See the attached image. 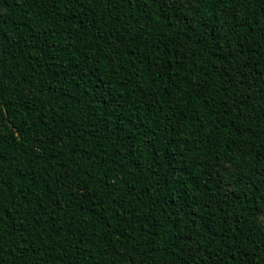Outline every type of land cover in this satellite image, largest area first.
Listing matches in <instances>:
<instances>
[{
  "label": "trees",
  "instance_id": "trees-1",
  "mask_svg": "<svg viewBox=\"0 0 264 264\" xmlns=\"http://www.w3.org/2000/svg\"><path fill=\"white\" fill-rule=\"evenodd\" d=\"M0 264H264V0H0Z\"/></svg>",
  "mask_w": 264,
  "mask_h": 264
}]
</instances>
